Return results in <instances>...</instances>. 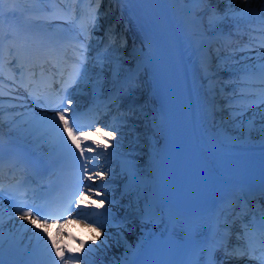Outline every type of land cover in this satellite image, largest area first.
Segmentation results:
<instances>
[{
	"label": "bare ground",
	"instance_id": "obj_1",
	"mask_svg": "<svg viewBox=\"0 0 264 264\" xmlns=\"http://www.w3.org/2000/svg\"><path fill=\"white\" fill-rule=\"evenodd\" d=\"M93 1L46 0L44 3L45 11H37L31 6L32 0H2L0 12L3 13V31L7 33L10 26L15 31L22 27L24 28L22 34L36 41L52 37L73 42L76 40V33L71 25L67 23V10L71 9L72 5L73 7L77 5V10L82 9V6L91 7ZM107 3L110 7L108 6L105 9L102 4H99L98 29H100L94 31L91 40L88 42L90 45L87 53L89 60L91 61L98 53L103 54L105 49H107L110 58L115 56L125 57L124 66L126 68H134L139 65L142 87L132 96L125 97L115 104L111 103L109 117L104 120L100 128L105 132L115 131V127H105V125H123L124 121L121 117L125 114L131 116L130 112L126 111V109H129L128 105L137 101L143 103L147 100L149 102L147 109L148 121H145L141 116L138 120L129 118L127 123L128 125H137L135 131L138 133L143 134L147 131L148 134H151L152 128L145 129L144 125L150 123L151 117L155 115L156 124L158 125L156 129L158 143L154 152H150L149 148L145 147L140 157L131 158L138 161L141 169L135 180L143 181V183L138 185L130 179L123 169L124 153L130 150V146L133 145L135 140V135L128 126H122L121 131H117L116 137L110 142L108 152H113V149H115L113 155H96V153H103L104 149H97L95 153L85 152L86 157L92 158L89 160V172L105 173L103 178L90 180L89 187L92 188V191H88L86 196L97 202L103 199L104 206L96 208L91 205H81V208L88 209V211L95 210L93 219H98L101 223L113 215L117 220L127 218L129 221L128 227L133 228L134 226V231H124L123 238H121L118 231H123L122 229L118 230L111 225L101 228L100 224H94V227L100 229V236L93 242L91 240L93 233L88 230L84 222L70 220L71 223H64L58 239H62L64 243L71 247H79V242L72 240L67 235L68 233L86 241L85 248L78 255L86 253L90 245L95 251L88 253V258L94 264H126L125 255L128 257L127 264H132L133 259L136 264L138 254L146 244L133 258V251L140 244L142 233L137 214L127 207L135 197L134 195L124 196L123 193L129 189L134 193L138 186L142 196L145 192L147 193L149 200L153 202L157 210L158 216L161 211L159 196L163 194L162 191L167 185L165 158L162 151L164 149V138L160 118L157 114V105L153 93L150 91L152 85L150 65L154 56L158 53L152 43L157 44V39H160L161 42L164 40V45L170 50L172 56L174 74L178 85L177 92L180 99L185 103V106L182 104L185 118L183 121L186 122L188 127L190 147L194 148L192 155L198 158L199 162H197L204 176V178L201 176L202 184L198 182L199 176L196 174H193L191 181L197 182L196 185H199L202 193L200 198L206 201L207 226L215 213L222 212L227 215L231 210V203H222L223 201H221L222 189L237 179L234 174L218 165L217 160H229L231 157H228L227 154L231 153L264 151V144L260 142V137L255 133L252 135L251 142L234 143L231 140L221 142L216 135L217 127H221V129L226 127L229 132L235 135L231 123L223 126L219 124L221 118L227 116V112H216L215 120L211 119L213 106H223L225 99L231 97L234 92H247L250 90L243 79L251 77L255 72L254 66L258 63L255 59L256 53L259 51L258 40L264 39V37L258 32L249 31L250 28L259 27L254 19L241 21L238 28H233V22L230 21L220 25L215 30H210L207 4L192 3L190 0H142V3H145V9L151 12L158 27L152 38L146 40L144 35L138 32L137 22L133 19L126 4H117L113 0H107ZM217 6L221 11L225 8L223 3ZM234 7L239 9L243 5L239 3V0H236ZM251 7L257 8L258 5L253 3ZM10 9H15L16 14L9 15ZM107 11L111 12L106 13ZM112 12H114L113 17L111 16ZM115 16L118 17V22L125 26L124 29L128 33L130 32L134 39L133 42H128L123 49L119 48L120 40L116 41L113 47L105 46V36L102 35V29ZM7 18L10 21L5 23ZM160 32L163 34V40L160 37ZM119 33L116 31V35ZM121 36L120 34L117 39H120ZM253 37L257 39H253ZM117 39L115 38V40ZM5 45H7L6 40ZM245 47L252 50L241 51ZM6 52L7 49L5 48ZM205 56L211 57L212 71L218 73L215 77V81H218V83H215L216 92L209 91V81L205 79V73L201 70L202 58ZM6 57L7 54H5V59ZM217 65H219V68H217ZM6 68L7 63L0 68V73L1 70ZM105 75L110 76L108 73ZM123 76L122 73V78ZM221 87H223V91H220ZM10 89L11 87L0 75V92L5 93L0 96V106L3 108L2 113H0V122H2L0 135L12 143L28 144L55 162L64 165L82 164L83 162L75 156L59 148L53 136L47 131L46 121H42L41 118H51L54 114L33 110L27 105L20 93L15 92L14 95L22 99L14 100L12 96L7 95ZM109 89L110 85L106 84L102 93L109 92ZM83 92L86 94L75 91L74 103L83 105L85 98L93 96L91 88H84ZM236 102L243 103L244 101L237 97ZM21 103L25 104L26 107H12L13 104ZM251 114L249 113V115ZM137 115L140 114L137 113ZM121 132H123V136H121ZM86 133L92 140L100 141L102 144L108 142L101 140L100 136L96 135L94 131ZM117 141H119V144H117ZM141 143H146V141L142 139ZM88 146L94 147L93 145ZM93 164L95 167L91 166ZM183 196L191 198L187 192ZM109 201H112V203H109ZM141 205H143V200ZM0 207H2L4 213V262L51 264L50 260L39 253V245L31 231L32 226L27 221L20 220L1 203ZM97 213H103L104 215H95ZM228 218L230 220L231 216ZM87 223L93 224V220L89 219ZM21 225H28V230L22 228ZM58 227L60 225L50 226L48 235H56ZM156 228L157 226L153 229L152 225H145V230L152 231V233ZM144 239L147 241L149 237H144ZM233 239H235L234 235ZM129 245L132 251L128 250ZM79 264H85V261L80 260ZM231 264L246 263L233 261Z\"/></svg>",
	"mask_w": 264,
	"mask_h": 264
},
{
	"label": "snow or ice",
	"instance_id": "obj_2",
	"mask_svg": "<svg viewBox=\"0 0 264 264\" xmlns=\"http://www.w3.org/2000/svg\"><path fill=\"white\" fill-rule=\"evenodd\" d=\"M102 0H95L97 7L92 10L90 21L81 28V35L83 39L78 41L73 51L76 53V60L69 75L66 79H62V95L60 97L59 104L49 106L54 112L51 118L42 117V121H46L47 131L53 136L56 141V145L62 150H66L67 153L75 156L81 164V176L83 179L94 181L95 178H103L105 173L103 172H89V160L90 157L85 156V152L95 153L97 149H104L103 153H96L97 156L113 155V152H108L110 142L116 137V132L121 131L122 126H128L134 133L135 140L133 145L130 146V150L124 153L125 159L123 161V169L129 175L130 179L137 185L143 183V181H136L135 178L140 174L141 169L138 161L131 159L134 157H140L142 150L147 147L150 152H154L158 141L156 140L158 125L156 124V117H151L150 123H145V129L152 128L151 134L147 131L141 134L135 131L137 125H128V119H140L141 116L145 121H148V107L149 102L146 100L141 104H133L129 112L131 116L125 114L121 117L124 121L123 125H105V127H115V131L105 132L100 127L93 129L92 125H81L77 121L75 115L76 109L73 108L74 100L72 98L71 89L74 87L80 94H86L83 92L84 88H91L92 94H102L106 84L110 85L108 101L115 104L117 101L122 100L125 97L132 96L138 89L142 87L139 76V65L134 68H126L124 66L125 57L115 56L110 58L107 49L103 54H97L96 57L89 60L87 53L89 52V41L92 38V32L98 28V9ZM117 4H125L128 0H113ZM192 3L207 4L208 12V24L210 30H215L220 25L228 22H233V28H238L241 21H249L254 19L259 25L258 28H250L249 31L258 32L264 37V0H239V3L243 5L237 9L234 7L236 0H190ZM2 3V0H0ZM223 3L225 8L221 11L218 8V4ZM253 3L258 5L257 8L251 7ZM41 11H45L41 9ZM71 13L73 18L75 17V10H67ZM123 11V9H121ZM9 15H15L16 10L10 9ZM3 13L0 12V68L7 63L10 70H13V75L9 77L13 85L19 87L27 86L22 82L25 71L31 72L34 76V69L39 67L43 71L44 63L47 60H39L36 55L37 50L32 49L28 43L27 37L22 36L18 31L9 27L7 33L3 31ZM253 39H257L253 37ZM5 40L7 45H5ZM115 45L114 37L109 40V47ZM127 46L126 40H121L119 45L120 49ZM259 51L256 53L255 59L258 63L254 66L255 72L251 77H245L243 82L250 89L247 92H234L231 97L225 99L223 106H213L211 119L215 120L216 112H227L226 117H222L219 124L221 126L231 123L233 126V135L225 127H217L216 135L224 142L231 140L234 143L251 142L252 135L255 133L260 137V142L264 144V39L258 40ZM5 48L7 52L5 53ZM245 47L241 51H250ZM5 54L8 56V60L5 61ZM219 59V57H218ZM251 59V57H250ZM211 57L205 56L202 58L201 70L205 73V79L209 81V91L216 92L215 77L218 74L212 71ZM59 61L53 64V67H58ZM253 67V66H250ZM219 68V65H217ZM224 70V69H221ZM20 73L21 80L18 82L16 79V73ZM108 73L110 76H106ZM122 73L124 74L122 78ZM2 75V73H0ZM60 76L64 77V69H61ZM16 88L9 90L7 95L12 96L14 100H21L19 96H15ZM220 91H223L221 87ZM5 93L0 92V96ZM28 95L32 97L29 92ZM243 100V103L236 102V98ZM33 102H37L36 97H32ZM138 99V97H137ZM12 107H26L25 104H13ZM3 108L0 106V113ZM139 113L140 115H137ZM249 113H252L249 115ZM2 127V122H0ZM87 127L89 130H94V133L100 136L101 140H106V143H100V141L92 140L91 137L81 128ZM243 134V135H241ZM123 136V132H121ZM146 143H141V140ZM119 144V141H117ZM82 145H84L82 147ZM88 145H93L90 147ZM74 146V147H73ZM78 150V152H77ZM95 167V165H91ZM92 191V188H89ZM3 195V188L0 186V197ZM124 196L134 195L135 199L129 202L128 208L132 209L137 214V219L140 223V231L142 233L141 242L137 245L135 251H133V258L137 255L139 250L147 242L144 237H151L152 231H146L145 225H152L153 229L157 226V210L154 207L152 201L149 200L147 193L142 196L139 187L137 186L135 192L131 189L123 193ZM11 202V197L9 198ZM143 200V205L141 201ZM256 201V203H253ZM2 202V201H0ZM75 203L77 208L80 205L95 206L101 208L104 206V200L99 202L90 199L85 195L83 191L79 192V195L75 196L74 200H68L67 206L62 209H53L47 205H41L21 201L17 204V211L20 220L27 221L32 226L31 231L37 240L39 245V253L51 261V264H79L80 260H84L85 264H94L89 260L88 253L95 250L89 245L88 251L83 255H78L81 250L85 248L86 241L80 240L79 237L72 236L71 233L67 235L75 241L79 242V247H71L64 243L62 239H58L61 235V229L64 224L61 223L57 229V234L49 236V220L53 216H57L58 219L71 223L67 219V214H70L74 209L72 204ZM112 203V201H109ZM133 204L135 207L133 208ZM239 207V211L236 208ZM27 208L25 211L24 209ZM77 215L83 216V222L90 232L93 233L91 240L95 242L100 236V229L94 227V224H100L101 228L116 227L118 235L123 238V232L134 231L135 228H129V221L127 218L117 220L115 216H111L109 219H105L103 223L98 219H93L91 213L77 212ZM95 215H104L103 213H97ZM229 216L231 219L229 220ZM92 219L93 224H87L86 222ZM237 221H240V230L233 233V227ZM22 228L28 230V225H21ZM4 213L2 207H0V264H5L3 259V243H4ZM188 235H192V226L188 228ZM200 237V246L194 250L193 259L189 264H231L233 261H255L256 264H264V187H261L258 195H251L250 198H243L238 203L231 204V210L227 215L222 212H217L213 215L211 222L202 230L197 233ZM233 235H235V242H233ZM106 242V241H105ZM128 250L132 251L131 246H128ZM54 253V255H53ZM125 262L127 264L128 257L125 255ZM132 264H135L133 259Z\"/></svg>",
	"mask_w": 264,
	"mask_h": 264
},
{
	"label": "rangeland",
	"instance_id": "obj_3",
	"mask_svg": "<svg viewBox=\"0 0 264 264\" xmlns=\"http://www.w3.org/2000/svg\"><path fill=\"white\" fill-rule=\"evenodd\" d=\"M32 2H33V3H32V7H33L35 10H39V11H41V9L44 8V6H43V2H42V1H40V0H33Z\"/></svg>",
	"mask_w": 264,
	"mask_h": 264
}]
</instances>
